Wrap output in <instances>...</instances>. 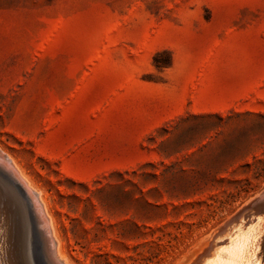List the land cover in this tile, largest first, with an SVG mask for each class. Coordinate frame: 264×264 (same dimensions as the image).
Returning a JSON list of instances; mask_svg holds the SVG:
<instances>
[{
	"label": "rangeland",
	"instance_id": "374dc122",
	"mask_svg": "<svg viewBox=\"0 0 264 264\" xmlns=\"http://www.w3.org/2000/svg\"><path fill=\"white\" fill-rule=\"evenodd\" d=\"M0 148L67 264L200 263L264 191V0H0Z\"/></svg>",
	"mask_w": 264,
	"mask_h": 264
},
{
	"label": "bare ground",
	"instance_id": "6f19581e",
	"mask_svg": "<svg viewBox=\"0 0 264 264\" xmlns=\"http://www.w3.org/2000/svg\"><path fill=\"white\" fill-rule=\"evenodd\" d=\"M1 158L4 159L7 168L10 169L17 183L22 187V189L28 195L35 210L37 212H40L43 218V227L45 228L48 236L50 237L56 260L61 264H67L65 262V257L63 256V253H61L59 249L60 246L58 247L59 244L57 243L52 228L53 225L51 224L52 220H50L49 214L46 209V205L42 200V198L40 197L39 195L40 193H38L39 191L37 192L34 189V187H32L33 185L32 186L30 185V183L25 179V177H23L22 173L20 172L19 170L20 168H18L15 162H13V160L9 157V155L0 148V159ZM6 230L9 229L6 228ZM263 231H264V216L259 218L256 216H252L246 221L243 219L240 220L238 225L237 224L234 225L228 230V232L225 235H223L222 238H225L223 244H221L220 242L221 245H219L218 243L212 245L211 250L207 253L206 257H204V259L198 264H259L258 252H260L259 249L262 244Z\"/></svg>",
	"mask_w": 264,
	"mask_h": 264
},
{
	"label": "water",
	"instance_id": "95a60500",
	"mask_svg": "<svg viewBox=\"0 0 264 264\" xmlns=\"http://www.w3.org/2000/svg\"><path fill=\"white\" fill-rule=\"evenodd\" d=\"M0 206L16 210L24 225L25 246L22 264H61L55 256L50 237L43 227V218L37 212L26 192L15 180L3 158L0 159ZM264 215V191L245 209L243 220Z\"/></svg>",
	"mask_w": 264,
	"mask_h": 264
},
{
	"label": "trees",
	"instance_id": "16d2710c",
	"mask_svg": "<svg viewBox=\"0 0 264 264\" xmlns=\"http://www.w3.org/2000/svg\"><path fill=\"white\" fill-rule=\"evenodd\" d=\"M191 147H193V146H191ZM191 147H187L186 149H190ZM182 151V150H181ZM191 154H192V152H191ZM185 186V185H184ZM192 186V185H191ZM186 189L188 190L189 188H188V186H186Z\"/></svg>",
	"mask_w": 264,
	"mask_h": 264
}]
</instances>
